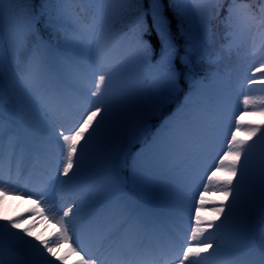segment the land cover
Segmentation results:
<instances>
[{
    "label": "rangeland",
    "instance_id": "rangeland-1",
    "mask_svg": "<svg viewBox=\"0 0 264 264\" xmlns=\"http://www.w3.org/2000/svg\"><path fill=\"white\" fill-rule=\"evenodd\" d=\"M143 1L139 4H142ZM119 2L120 0H108L106 4L99 6V12L94 4H62L61 7L71 10L73 15L82 12L86 16V21H79L76 32L66 31V35L55 46L45 40L40 28L44 22L42 20L37 26L38 34L33 37L35 43L42 45L41 55L43 57L38 73L35 75L30 74L27 69L29 53L14 57L10 51L7 52L11 62L9 74L18 84L15 92L19 103L13 100L4 107V127L0 130V135L3 136L4 158L3 175L0 176V179L5 185L27 193L30 198H25L23 201L18 196L5 198L0 203V216L13 217L18 213H24V224L21 227L29 226L34 236L39 234L41 238L54 237L57 231L54 221H46L40 216H35L33 219L32 214L25 213L24 210L33 207L32 200L39 198L37 190L45 182L56 177L51 190L43 193L44 202L41 207L51 209V213H46V215L54 214L55 218L59 219L65 210L71 208L73 213H70V217H66L65 220L69 221L71 228L72 225H75L77 230L79 221L87 222L98 214L102 215V209L108 202L110 203L107 207V214L112 215L113 218L117 214H121L123 217L130 215L128 211L136 208L143 212L142 220L138 223L147 224L153 241L161 245L156 253L167 254L169 252L161 236L164 227H159L156 221L152 220L154 216L150 210L158 208L169 211L171 224L174 222L175 226L178 223L182 224L178 227L181 228L182 235H173L168 242L174 244L172 246L174 250L177 245L183 242L185 236H191L189 221L194 223L192 219L195 216L194 199H199L200 193L204 191L203 185L207 183V176L215 170V163L228 150L227 140L231 139L232 132L236 130V118L245 113V106L242 103L244 97L248 96L257 101L264 99V84L246 85L242 78L226 92H223L220 89L222 84L220 76L211 78L204 85L195 81L191 89L182 96L181 104H177L152 130L145 151L136 156L149 166L150 171L145 173L131 166L129 178H138L147 183L151 190L150 194L144 191L132 194L123 193L121 190L123 184L122 166H118L114 171L103 170L104 176L98 175V180L96 179L97 181L92 187L81 185L76 187L77 181L81 180L79 177L69 179L67 183L61 184L60 181L68 178L57 176L58 167L62 168L59 145L63 142L61 139L58 144L54 139V133L58 135L62 129L71 128L77 123L81 114L86 115L82 96L86 93L91 97L87 85L92 80V73L96 67L93 61L98 48L104 50L106 65L110 66L117 60L124 61L118 81L107 89L104 96L100 97L104 103H110L121 96L123 88L127 86L156 91L163 85L164 74L155 67V61L151 59L148 62L139 63L133 59L140 54L137 43L129 40V34L132 35L134 31L133 22L124 23L123 32L110 37H106L104 34L103 24L110 20V14L114 11L122 13ZM213 3L214 0H197L196 7L200 11L199 14L195 12L193 14L190 26L191 34L188 31L189 25L185 23L183 26L186 34L191 36V40L195 39L193 36L199 34L201 17H207L208 10ZM16 5L18 6H11V11L6 5L8 10L5 12L6 24L9 16L22 21L20 18L22 16L21 4ZM24 6L26 8V5ZM36 7L39 8L37 3ZM229 32L230 37L225 46L242 50L250 60L264 61V24L258 22L257 19L249 21L246 25L237 20L236 26L230 28ZM66 38L68 41L78 42L75 49L78 54L74 57L65 54L67 51ZM29 47L31 50L32 45L30 44ZM189 96L187 107L179 114L175 126L166 132L164 139L153 142L155 131L158 129L157 132H161L162 125L173 116V113H177L182 105L186 104L185 98ZM91 99L94 103L99 102L96 97H91ZM247 111L253 112V106L249 105ZM45 114L53 120L54 128L45 118ZM243 122L245 127L260 125L264 128V116L258 114L243 115ZM197 123H200L205 129V134L199 142L198 151L188 155L184 151V140ZM162 134L158 136V140ZM246 137V132L241 130L239 138L245 139ZM10 141L15 143L18 156L23 158L24 180L20 182H16L14 178L9 180L7 174ZM134 141L132 135L125 134L126 144L133 145ZM249 144L252 145V150L244 169V176L234 178V181L242 179V183L239 185L241 194L235 202L231 197L225 201L226 204L232 203V215L224 221L219 230L210 229L209 231L212 233L214 242L219 244L220 248L225 249V241L228 237L225 231L226 227L235 224L245 225L247 228L245 237L249 252L254 258L253 251L261 246L262 238H264V235L261 237L256 235V225L264 220V211L261 209L259 197L262 170H264V141L259 139V133H257L256 137L249 140ZM95 151L96 149L93 147L86 152L85 165L93 160L92 153ZM15 165L16 161L13 160V171H15ZM102 165L103 162L98 161V167L101 168ZM100 186L106 187L100 188ZM182 186H186L184 187L185 192L177 193L176 189ZM205 195L207 200L219 202L218 193L214 194L212 186ZM180 202L183 204L179 205ZM95 206L99 208L94 212L91 211ZM210 207L212 204L206 205V208ZM105 218L106 215L103 218V224ZM217 223L220 222L217 221ZM120 225V222L111 220L113 230L109 232L115 234ZM13 231L19 230L13 229ZM20 234L26 240H32L34 244L39 243L34 239V236L29 237L23 232ZM141 240L143 241V237ZM59 249H64L66 254L70 251L69 244H61ZM56 250L57 248L54 249V251ZM127 251L126 248L122 249L124 254ZM140 252L146 253L150 250L147 246H143ZM43 256L46 259L40 258L36 264L53 262L54 257L46 251Z\"/></svg>",
    "mask_w": 264,
    "mask_h": 264
},
{
    "label": "snow or ice",
    "instance_id": "snow-or-ice-1",
    "mask_svg": "<svg viewBox=\"0 0 264 264\" xmlns=\"http://www.w3.org/2000/svg\"><path fill=\"white\" fill-rule=\"evenodd\" d=\"M108 0H39V8L36 7V0H0V130L4 127L3 111L7 103L15 100L19 103L15 89L18 87L16 81L10 76L11 62L8 59L7 52H11L14 57H19L24 53H29L27 59V69L30 74L38 73L40 63L43 60L41 55L42 45L35 43L33 37L38 34L37 27L41 21H44L46 28H52L59 31L65 27L68 19L71 16V10L59 7L62 4L80 3L94 4L97 6V11H100V5H104ZM126 3L139 4L142 0H125ZM57 7L53 8V4ZM14 4H24L25 17L23 21L14 19L9 16L6 24L5 12L6 5L11 11V6ZM153 8V21L157 28V36L159 39V58L156 61L155 67L161 70L164 74L163 85L156 91H148L139 87L127 86L123 88L122 95L117 97L110 103H104L100 97L104 96L107 89L112 87L118 81L123 60H117L112 65H106L104 60V50L97 49L93 63L96 65L92 73V80L88 82V90L91 92V97H96L94 103L86 93L82 96V102L85 105V114L78 117L77 123L71 128L61 130L58 135L54 133V139L60 146V155L62 156V168L57 169V176H64L68 179L60 181L61 184L67 183L69 179L79 177L82 181L87 182L101 174L98 167V161H102L106 170L114 171L118 166L126 167L129 157L132 158V167L141 170L145 173L150 171L147 164L140 161L137 157L132 156L131 148L125 143V134L134 135L136 130L146 126V117L158 115L164 107L170 104L179 89L180 72L176 68L177 47L174 43L173 34L170 28V21L164 15L162 10L161 0H151ZM173 15L180 21V27L183 29L185 23L189 25V34H191V24L194 12L199 14V9L196 7L197 0H169ZM227 4L225 22L229 28L236 26V21L239 20L242 24H247L251 20L259 17L260 23L264 24V0H261L258 10H254L247 0H214L212 7L208 10L206 18L201 17L199 32L201 33L198 40H190L189 47L185 51V55L180 57V62L185 70V77L191 78L195 83L194 66L191 60L193 51L197 46H203L204 36L210 31L211 19L219 14V11L224 9ZM139 17V12L136 13ZM128 10L125 9L121 13L120 23L124 20H129ZM115 27V24H113ZM136 42L140 54L134 57L135 62L144 63L151 60L155 54V49L151 43L144 41L140 35L143 31L142 20L137 19L136 24ZM30 44L32 45L30 50ZM78 42L68 41L66 38L65 47L66 55L74 57ZM264 73V62L253 72ZM264 84V78L258 81ZM202 84L203 82H199ZM249 83H257L255 79H250ZM94 89V90H93ZM191 95V94H190ZM182 105L168 121L161 127V132L171 130L177 121L180 113L187 107ZM245 113L236 118V130L232 132L231 139L227 140L228 150L224 152L218 162L214 165V171L207 176V183H204L203 189L199 195V199H194L193 206L195 207V216L192 217L194 223L191 224V241H196L195 244L189 243L188 246L179 249V253L170 259L177 260V264H193L190 258L199 260L203 256H220V245L216 244L212 238L210 229L219 230L228 220L233 212L232 203L226 204L231 197L235 202L240 196V187L242 179L234 178L244 176V169L247 165L251 154L252 145L249 140L256 137L259 133V139L264 141V128L260 125L245 127L243 115H261L264 116V99L259 101L250 99L245 96L243 101ZM252 105L254 111L249 113L247 108ZM54 112L52 115L54 116ZM45 118L49 120L50 125L54 128L53 120L45 114ZM243 130L246 132L245 139L239 138V134ZM205 134V129L200 123L194 125L184 140V151L188 155L196 153L199 149V142ZM139 142V141H137ZM95 148V153H92L93 160L87 165L84 163V157L89 149ZM3 136L0 135V176L3 175ZM16 161L15 171H13L12 162ZM23 158L18 156L16 145L10 141L8 153V169L7 174L9 180L15 179L16 182L24 180L23 175ZM56 177L45 182L37 191L38 199L32 200L33 207L24 210L25 213H31L32 218L40 216L46 221H54V227L57 231L54 237L41 238L39 234L34 236L29 226L21 227L24 224V213H18L16 216L9 217L7 215L0 216V264H35L36 258H44L43 253L46 251L55 260L61 261V264H66V256H57L54 249L59 248L61 244H69L71 253L78 257L76 264H100V262L91 256L80 255L77 248L70 245L71 226L66 217H70L73 209L69 208L63 212V216L56 219L51 209L41 207L44 202L43 193L50 191L54 185ZM210 186L214 189V194L218 193L219 202L209 201L206 199V193ZM218 186V187H217ZM10 196H18L21 201L25 198H30L27 193L11 188L5 185L0 179V203ZM260 205L264 211V170H262V178L259 188ZM212 204V207L206 208V205ZM204 213V215H202ZM219 221L220 223H217ZM18 229L19 231H13ZM23 232L29 237L34 236L38 244H34L32 240H26L20 233ZM98 240L101 247L107 245L116 255L117 264H124L122 249L126 248L130 252L138 250L134 238L128 233L122 236H116L112 232L98 234ZM7 245V246H6ZM254 258L250 262H241L233 257L224 261V264H264V238H262L261 246L253 251ZM87 257V258H86ZM46 259V258H44ZM47 264H52V261H47ZM127 264H131L128 261Z\"/></svg>",
    "mask_w": 264,
    "mask_h": 264
},
{
    "label": "trees",
    "instance_id": "trees-1",
    "mask_svg": "<svg viewBox=\"0 0 264 264\" xmlns=\"http://www.w3.org/2000/svg\"><path fill=\"white\" fill-rule=\"evenodd\" d=\"M250 3L251 7L254 10H258L260 7L261 0H247ZM36 3L39 5V0H36ZM121 11L125 9L128 10L129 20H124L122 23L120 21L121 14L117 11H114L110 14V20L103 24L104 34L106 37H110L116 33L123 32L125 27L124 23L133 22V33L130 36V41L136 42V21L137 19L142 20L143 22V31L140 33L142 39L151 43L155 49V54L152 56V61H157L159 58V39L157 36V28L153 21V8L151 0H144L142 4H131L126 3L125 0H120L119 2ZM162 10L164 15L170 21V28L173 34L174 43L176 44L178 53L176 59V68L180 72V83L179 89L174 100L168 104L163 110L155 116L146 118V126L138 128L136 133L132 135V138L135 140L133 145H128L131 148L132 156H136L145 149V145L149 139V136L160 121L168 114L174 107L180 103L181 97L189 90L193 81L191 78L185 77V70L180 62V57L185 55L186 49L189 47V42L191 36L186 34V30L180 27V21L173 15L172 9L169 4V0H161ZM227 4H225L224 9L219 11V14L211 19L210 22V31L204 36L203 46H197L196 50L193 51L191 55V60L194 66V75L195 80L198 82H203L202 85L206 84L207 81L213 78L216 75L222 76V85L220 89L223 92H226L231 86L235 85L237 81L244 78L245 83L249 85H258V81L264 78V73H256L253 76V72L260 64L264 61L260 60H250L248 55L242 50L236 47H227L225 43L230 37V28L225 22ZM57 7L54 3L53 8ZM61 7V5H59ZM139 12V17L136 16V13ZM76 16V17H75ZM74 18H77L74 20ZM259 20V17H257ZM79 21H86V16L79 12L78 14H71L64 28H61L59 31L52 28H46L44 22L41 25V31L44 34L45 40L52 46H55L59 40H61L65 35L66 31L76 32L78 28ZM260 22V20H259ZM115 24V27H113ZM193 36L198 40L201 33ZM250 79H255L257 83H249ZM139 141V142H137ZM132 163V158L129 157L128 164L126 167H122V176L124 179L122 190L124 192L131 193L133 187L138 190L149 191V185L140 179H130L129 178V167ZM129 184L132 185V188H129ZM150 193V192H149ZM148 193V194H149ZM257 235L262 236L264 233V220L259 222L256 226ZM39 257L36 258V261Z\"/></svg>",
    "mask_w": 264,
    "mask_h": 264
},
{
    "label": "bare ground",
    "instance_id": "bare-ground-1",
    "mask_svg": "<svg viewBox=\"0 0 264 264\" xmlns=\"http://www.w3.org/2000/svg\"><path fill=\"white\" fill-rule=\"evenodd\" d=\"M13 7H17L18 5L14 4ZM6 7V6H5ZM25 6L24 4H21V13L22 16L20 17L23 21L25 17L24 13ZM6 7V12H7ZM174 115V113L172 114ZM158 129L154 133L153 142L160 141L164 139V136L166 134L163 133L160 136V139L158 140L157 132ZM101 170V176H104L103 170H105V165L103 164L100 168ZM98 176H96L94 179L89 180L87 182H84L82 180H78L77 186L79 185L84 187H92L96 181ZM97 179V180H96ZM80 181V182H79ZM107 181V180H106ZM106 187V186H105ZM104 186H100V188H105ZM186 187V186H184ZM184 187H180L176 190L177 193L181 194L185 192ZM175 195L177 196L176 192ZM184 196V195H182ZM110 202H108L107 205H109ZM183 202H180L179 205H182ZM107 205L103 207V214L106 215V218L104 219V224H101L102 217L89 219L87 222L79 221L76 226L72 225V233H71V241L70 245L73 248H77L78 251H80L81 256H85L87 253V256L95 257L100 264H108L110 257L112 256L113 251L105 245L104 247H101L99 240H98V234L102 233L103 230L107 233L110 230H113V227L111 226V220H114L115 222L118 221L122 223L121 227L116 230V236H122L124 233H128V235L135 239L138 250L134 252L128 251V253L125 255L123 254V261H136L138 264H155L159 262V264H177V260L170 259L168 255H158L155 254V250L159 247L157 243H155L151 235L149 233L148 225L143 223H138L142 220L141 215H143V212L139 209L133 208L129 212L130 215H125V217L121 216V214H117L114 218L112 215L107 214ZM99 207L95 206L92 208L91 211L94 212V210H97ZM166 212V213H165ZM150 213L154 216L152 220L156 221L158 226L162 227L164 226V230L161 231L162 238L167 241L168 248H171L173 246V243H168L169 239L173 237V235H182V230L180 227L182 224L178 223V225L175 226V222L171 224L172 220L170 219V213L169 211H163L159 210L158 208H152L150 210ZM192 221H189V225L191 228ZM225 231L227 232L228 237L226 238L225 249L223 247L220 248L221 255L220 256H203L199 260L196 258H190V260L193 262V264H224V261L227 259H231L233 257L237 258L241 262H250L253 257L249 252V247L246 240V231L247 228L245 225H231L226 227ZM146 234V238L141 241V236L143 233ZM191 233V231H190ZM191 237V236H190ZM190 237H184L183 242L180 245H177L176 251L174 252V256H177L179 253V249L182 247L188 246L189 243L195 244L196 241H191ZM143 246H148L150 248V252L147 255H144L140 252L141 248ZM66 250V249H65ZM57 256H66V264H76V261L78 260V257L71 253H65L64 249L57 248L56 250ZM87 258V257H86ZM52 264H61V261L53 259ZM127 264V263H124Z\"/></svg>",
    "mask_w": 264,
    "mask_h": 264
}]
</instances>
